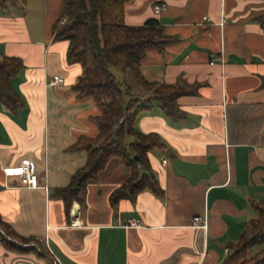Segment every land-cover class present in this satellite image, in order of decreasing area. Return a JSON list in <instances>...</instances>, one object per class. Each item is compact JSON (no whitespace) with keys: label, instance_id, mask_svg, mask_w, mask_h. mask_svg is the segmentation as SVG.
<instances>
[{"label":"crops","instance_id":"1","mask_svg":"<svg viewBox=\"0 0 264 264\" xmlns=\"http://www.w3.org/2000/svg\"><path fill=\"white\" fill-rule=\"evenodd\" d=\"M160 1L168 7L155 14ZM62 2L0 6V55H17L25 63L12 78L25 104L13 112L0 101L1 215L18 233L39 237L63 264L222 263L229 243L257 217L254 201L264 199V25L257 19L264 0L127 4V23L156 17L172 35L163 51H147L141 70L149 80L187 85L192 91L178 98L186 114L170 118L154 99L136 117L140 130L156 131L166 142L149 152L163 194L146 188L112 203L111 192L129 174L112 158L88 183L86 206L74 200L69 217L52 189L66 185L86 162L88 152L71 146L81 134H97L94 115L100 110L93 97H79L73 89L83 67L68 61V40L53 39ZM216 54L221 58L211 63ZM55 74L63 81H52ZM128 81L142 92L135 79ZM23 157L34 160L47 188L5 175L3 167ZM195 215L207 226L193 225ZM132 218L141 224H129ZM0 264L53 263L0 241Z\"/></svg>","mask_w":264,"mask_h":264},{"label":"trees","instance_id":"2","mask_svg":"<svg viewBox=\"0 0 264 264\" xmlns=\"http://www.w3.org/2000/svg\"><path fill=\"white\" fill-rule=\"evenodd\" d=\"M62 1L60 14L51 27L53 39L68 40V61L80 62L83 67L73 89L79 97H93L100 112L94 115L97 134H81L71 146L88 152L86 162L72 173L66 185L53 188L52 195L63 199L68 217L74 200L84 208L88 183L98 179L112 158H117L129 169L128 176L111 192L112 203L135 197L146 188L163 194L151 167L149 152L155 147L165 148L166 142L156 131L140 130L136 117L140 111L152 107L154 99L170 118L177 119L186 114L178 98L192 91L187 85L149 80L141 70L142 58L147 51L150 48L163 51L172 35L156 17L138 25L127 23L126 6L132 0ZM25 2L0 0V6L5 10L12 5L25 8ZM257 19L264 25V14ZM113 65L120 66L123 75L130 72L142 92H135L127 77L119 79L111 68ZM24 67L20 56L0 55V101L13 112L25 104L23 95L12 82ZM260 86H264V77ZM254 204L257 217L249 221L236 241L229 243V253L220 264H264V199L254 201ZM0 241L19 252L45 255L54 264L47 245L39 237L18 233L1 213ZM257 244L262 247L252 253L251 249Z\"/></svg>","mask_w":264,"mask_h":264},{"label":"built area","instance_id":"3","mask_svg":"<svg viewBox=\"0 0 264 264\" xmlns=\"http://www.w3.org/2000/svg\"><path fill=\"white\" fill-rule=\"evenodd\" d=\"M168 7V4L166 1H160L158 3H155L153 6V10L155 14H160L162 11L166 10ZM204 18L210 19V17L205 16ZM221 58L218 54L214 55L211 59V63H214L217 59ZM52 81L54 82H62L63 77L59 74L53 75ZM3 171L5 175L7 176H16L21 185L30 187V188H36L39 186H42L44 188H47V184H42L40 178L38 177L35 162L30 157H23L19 163L13 164V165H7L3 167ZM193 225H199V226H207L206 219L203 218L201 215H195L193 217L192 221ZM129 224L134 226H139L141 224V221L139 218H132L129 222ZM226 252H229V249H225ZM50 252L53 256V262L54 264H63L61 259L52 252L50 249Z\"/></svg>","mask_w":264,"mask_h":264},{"label":"rangeland","instance_id":"4","mask_svg":"<svg viewBox=\"0 0 264 264\" xmlns=\"http://www.w3.org/2000/svg\"><path fill=\"white\" fill-rule=\"evenodd\" d=\"M12 7H14V6H12ZM8 13V12H7ZM112 70L115 72V74L118 76V78L119 79H121L120 77H122V78H125V77H127V79H135L134 77H133V75L129 72V73H127L126 75H123L124 74V72H123V70H122V68L120 67V66H118V65H113L112 67ZM262 247V245L261 244H257V245H255L252 249H251V252L252 253H255L257 250H259L260 248Z\"/></svg>","mask_w":264,"mask_h":264},{"label":"water","instance_id":"5","mask_svg":"<svg viewBox=\"0 0 264 264\" xmlns=\"http://www.w3.org/2000/svg\"><path fill=\"white\" fill-rule=\"evenodd\" d=\"M136 157H137V155H136ZM78 210H79V207H78V205H75V206H74V212H75V214H77V213H78Z\"/></svg>","mask_w":264,"mask_h":264}]
</instances>
